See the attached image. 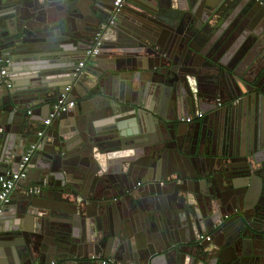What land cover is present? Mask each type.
<instances>
[{
	"label": "water",
	"instance_id": "1",
	"mask_svg": "<svg viewBox=\"0 0 264 264\" xmlns=\"http://www.w3.org/2000/svg\"><path fill=\"white\" fill-rule=\"evenodd\" d=\"M114 2L0 0V47L26 63L0 87V174L18 171L26 135L48 116L31 121L32 107L50 111L68 86L78 99L33 142L18 187L47 185L4 205L0 264H264V138L245 122L206 133L214 113L197 92L205 69L228 97L264 91V5L127 0L75 76ZM48 59L53 78L37 62ZM181 71L193 91L180 88ZM200 113L192 132L182 119Z\"/></svg>",
	"mask_w": 264,
	"mask_h": 264
},
{
	"label": "flooded vegetation",
	"instance_id": "2",
	"mask_svg": "<svg viewBox=\"0 0 264 264\" xmlns=\"http://www.w3.org/2000/svg\"><path fill=\"white\" fill-rule=\"evenodd\" d=\"M114 11L115 7L112 3L108 5L106 15H110L112 17ZM203 14L208 17L211 15V12L205 10ZM110 20L111 18H107L105 19V21L102 22L109 23ZM95 21L97 23L98 19H95ZM115 24L113 26H115ZM180 73L181 78L184 82L183 85L180 86V88L186 87V89H188L189 91H193V87H191L190 85L191 79L195 80L193 73H191L190 71H181ZM207 73L208 71H206L205 69L202 73L197 74L198 77H200V80H198L200 84L197 92L202 97L205 96L204 101L201 102V104L203 105V109H212V113H214L213 117L207 120L206 125L204 127V131L206 133H222L227 131L229 133H232L235 128L237 129L238 127H241V125H243V122H245V128L249 130L252 138L253 136L255 138L258 137L259 140L260 136L264 138V91L255 90L250 93L249 97H246V95L238 97L236 94L240 93L241 91L235 90V95H230L231 97H228L226 95V92L222 90L218 82H216L215 77L217 79H220L219 77H217L216 73L215 75H210ZM211 74L214 73L211 72ZM176 86H178V84H176ZM205 93H208V96L205 95ZM246 103L248 104V108L245 112L243 106ZM203 117H205V114L202 113H200L196 117L194 115L193 117H183L182 122L184 123V125L186 124L187 127H192V132H194L196 131V124L201 122ZM162 132H164L163 127L158 130V134H161ZM254 166H256L255 162ZM257 179L260 181L261 175H258ZM160 185H164V182H161ZM138 186L140 185L138 184Z\"/></svg>",
	"mask_w": 264,
	"mask_h": 264
},
{
	"label": "built area",
	"instance_id": "3",
	"mask_svg": "<svg viewBox=\"0 0 264 264\" xmlns=\"http://www.w3.org/2000/svg\"><path fill=\"white\" fill-rule=\"evenodd\" d=\"M126 2L127 0H115L114 2L115 11L112 16V19L110 20L109 23L103 24L101 26V30L98 32L96 36V40L93 48L87 52L85 59L78 64L77 72L75 76H78L79 74L82 73L83 68L87 64V60L92 59L100 54L103 45V34L106 29H108L109 27L115 24L117 17L119 16ZM257 2H260L261 4L264 5V0H257ZM11 63H12L11 59L4 56L3 50L0 47V85H4L8 89L12 88V84L8 80L9 68ZM71 90L72 87L68 86L65 89V92L61 95L60 100L52 104L49 114L45 119L42 128L38 132L37 136L39 139L44 138L47 130L52 126L53 122L56 119L61 117L62 114L67 109L69 108L72 109L76 105V101L71 99ZM38 148L39 145L36 143H32L27 147L21 159V162L19 163L18 171L16 173L12 171H8L4 174H0V204L2 206L9 204L11 202L12 195L14 194V191L18 188L19 183L23 180H26L28 174V164L32 160ZM46 185L47 182L43 181L41 184L37 186H32L27 188L26 193L28 195L40 196L42 195L43 188ZM1 214H2V210H0V215ZM206 238L207 240H210L209 237ZM91 259L93 261H96L98 264H118L111 259H98L94 256H92ZM51 264H55V262H52ZM129 264H134V263H129Z\"/></svg>",
	"mask_w": 264,
	"mask_h": 264
},
{
	"label": "crops",
	"instance_id": "4",
	"mask_svg": "<svg viewBox=\"0 0 264 264\" xmlns=\"http://www.w3.org/2000/svg\"><path fill=\"white\" fill-rule=\"evenodd\" d=\"M2 50H3V53H4V56L5 57H8V58H10L11 59V61H12V63H11V65L12 64H14V62H16L17 61V63L19 64V66H21V67H19V68H24V64H26L25 63V61H24V59H23V61H19V60H16L15 61V59H16V57L13 55V53L12 52H10V51H7V49H3V47H2ZM10 55V56H9ZM13 56H14V59H12L13 58ZM32 57V56H31ZM33 60H35V59H33ZM34 62V61H33ZM38 62V65H39V68H40V66L42 67V69L45 71V73L47 74L48 73V76L50 77V78H53V77H55L56 76V71L58 70V68H57V66H56V64H55V60L54 59H48V60H46V61H43V60H41V62L39 63V61H37ZM28 63H29V61H28ZM17 64V65H18ZM10 65V66H11ZM19 68H17V69H19ZM30 69H29V67H28V71H25V72H30L29 71ZM15 75L13 76V72H11L10 71V68H9V76H8V80L9 81H11V83H13L14 84V81H15V79L18 77V76H21L20 74H21V72H19V71H16L15 73H14ZM0 87H1V85H0ZM1 89H2V87H1ZM72 99L74 100V101H76V105L74 106V108H72V109H76V107H77V104H78V99H77V97L75 96V95H72ZM164 104H168V103H164ZM46 103L45 104H43V105H41V104H37V105H35V107L33 108L32 107V111L34 112V116H33V118H35V119H31V121H33V122H38L39 120L41 121V118H43V117H46L47 115H48V113H49V108L48 107H46ZM72 109H70L69 108V110H72ZM64 119V118H63ZM62 121H64V120H62ZM35 126V125H34ZM33 126V127H34ZM39 127L40 128H42V126H40L39 125ZM33 131H35V127L32 129ZM26 139H28V140H30L31 142L30 143H28L27 145H26V148L24 149V153H25V150L27 149V147L30 145V144H32L36 139H37V135H31V136H28V135H26V137H25ZM24 155V154H23ZM39 171L36 169V170H34V173L32 174V176L34 177V178H37L38 176H39V173H38ZM39 182L40 181H38V182H34L33 184H34V186H37V185H39ZM48 182H49V180H48ZM42 183V182H41ZM40 183V184H41ZM20 187V188H19ZM17 189L18 190H20L17 194H13L12 195V202L11 203H14L15 205L16 204H18L19 202H21L22 200V198H23V194H24V192H26V189H27V187H26V185H21V186H19ZM4 207L5 206H1L0 205V210H4ZM1 217L2 216H4V215H0ZM1 217H0V220H1ZM10 220H2L1 222H9ZM9 247V246H8ZM6 256V252L4 251V253H3V256L2 257H5ZM129 263H134L133 261H130ZM129 263H127V264H129ZM135 264V263H134Z\"/></svg>",
	"mask_w": 264,
	"mask_h": 264
}]
</instances>
